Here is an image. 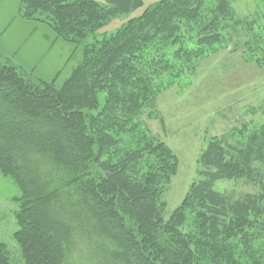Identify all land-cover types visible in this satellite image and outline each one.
<instances>
[{"label":"trees","instance_id":"16d2710c","mask_svg":"<svg viewBox=\"0 0 264 264\" xmlns=\"http://www.w3.org/2000/svg\"><path fill=\"white\" fill-rule=\"evenodd\" d=\"M234 2L158 0L85 46L60 87L0 54V173L22 191L14 239L24 264H262L264 127L245 143L210 139L199 180L168 213L179 161L143 121L168 80L230 45L264 68V0L244 17ZM144 5L21 0L18 17L81 44ZM221 182L254 191L223 192ZM0 264H10L2 242Z\"/></svg>","mask_w":264,"mask_h":264},{"label":"rangeland","instance_id":"374dc122","mask_svg":"<svg viewBox=\"0 0 264 264\" xmlns=\"http://www.w3.org/2000/svg\"><path fill=\"white\" fill-rule=\"evenodd\" d=\"M20 1L0 0V49L8 57L1 55L23 69L25 66L41 80L55 81L60 87L82 63L85 46L100 40L102 34L115 33L158 0H143V8L114 20L97 36L81 44L58 38L45 24L20 19ZM255 2L235 0L234 7L239 16H250L256 10ZM14 43L17 51L10 53ZM168 81L169 86L158 98L156 117L146 113L143 121L150 134L163 141L179 161L177 175L166 197L167 211L171 213L183 201L190 186L199 180V158L210 139L245 143L252 130L264 127V68L247 62L242 50L230 45L199 61L193 72L176 78L174 84L171 85L172 79ZM99 99L102 106L105 94ZM216 188L237 195L254 191L243 183L234 182H221ZM21 196L22 191L14 179L0 173V242L9 251L10 264H24L21 249L14 239L19 230L15 214L19 210L17 199ZM258 261L264 264V258Z\"/></svg>","mask_w":264,"mask_h":264},{"label":"crops","instance_id":"0c3cea01","mask_svg":"<svg viewBox=\"0 0 264 264\" xmlns=\"http://www.w3.org/2000/svg\"><path fill=\"white\" fill-rule=\"evenodd\" d=\"M0 38H2L1 36H0ZM17 45H16V43H14L13 44V50H12V52H10V53H15L16 51H17ZM0 54H3L4 56L6 55L5 54V52L2 50V49H0ZM10 55V54H9ZM13 55V54H12ZM7 56V55H6ZM8 57V56H7ZM24 68H26L25 66H24Z\"/></svg>","mask_w":264,"mask_h":264},{"label":"bare ground","instance_id":"6f19581e","mask_svg":"<svg viewBox=\"0 0 264 264\" xmlns=\"http://www.w3.org/2000/svg\"><path fill=\"white\" fill-rule=\"evenodd\" d=\"M224 192V191H223ZM225 217V216H224Z\"/></svg>","mask_w":264,"mask_h":264}]
</instances>
